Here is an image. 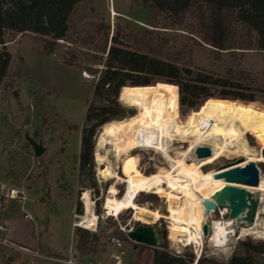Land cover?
Wrapping results in <instances>:
<instances>
[{"label": "rangeland", "instance_id": "obj_1", "mask_svg": "<svg viewBox=\"0 0 264 264\" xmlns=\"http://www.w3.org/2000/svg\"><path fill=\"white\" fill-rule=\"evenodd\" d=\"M149 3V0H86V9L78 8L72 15L73 26L69 33L72 41L59 39L51 54L41 51L44 42L35 34L4 30L0 48L5 47L11 54L5 80L11 82V85L0 88V183L12 185L24 193V199L20 203L5 205L11 224L10 238L13 241L31 249L40 247L59 258L70 257L72 253H76L77 256L78 251L74 247L77 237L74 233L75 228L71 227L72 214L75 204L81 206V213H76L82 214L85 203L89 201L95 212L96 222L92 229H84L94 233L99 240L95 242L91 253L83 257H72L76 261H90L93 264L109 263L107 245L105 250L101 251L102 243L105 242L107 235L115 233L124 240V264H152L155 247L135 243L126 236L128 227L142 223L133 218V209H125L116 215H108L104 212L103 196L115 178L103 177L108 158H113L109 152L106 153L105 150L108 148L100 152L102 163L99 169L95 163L94 147L101 126L95 129L92 136L91 165H86L81 171L78 169L80 138L85 125L84 114L89 103H100L99 98L92 97V92L93 83L103 65L88 59L97 51L96 47L98 49L108 47L110 36L117 25L122 28L119 37L122 46L131 48L141 46L143 50L157 51L159 56L175 57L178 63L185 66L233 77H237L241 71L260 73L263 70L264 51L218 49L198 38L196 33L189 34L187 31L176 29L177 26L162 28L160 27L162 25L169 26L170 17L152 14ZM196 19L194 14L189 13L185 21L187 25L193 27ZM149 20L156 21L159 27L148 25ZM106 25L109 29L105 40L102 29ZM145 28L165 30V35L157 41L153 37L145 38L142 35ZM96 29L100 31L98 35L95 33ZM93 35H96L95 38ZM191 36L194 38L191 39ZM69 51L78 56V60L74 62L80 67L63 61V54ZM163 83L165 82L156 81L152 85ZM140 90L153 91L151 87L138 88L134 91L123 90L121 96ZM159 93L162 94L160 91ZM236 95H241L245 98L243 100L254 101L236 100L239 103L257 105L264 111V94L241 92ZM121 100L122 97L118 101L123 108L133 113L136 111V106L129 103L128 99L124 103ZM226 100L219 102L230 104L229 100ZM216 101L218 100L212 97L205 100L207 103H216ZM168 108L170 113L180 120L192 110L170 103ZM247 110L254 114L250 109ZM25 135L40 142L44 148L38 157L34 156ZM246 140L254 151L264 156L262 122L257 133L246 134ZM184 145L185 143L175 141L170 145V150H177ZM132 154L138 158V168L143 173L147 174L155 171L158 166H165L163 158L154 150L138 147L132 151ZM236 158L232 155H223L212 164L203 166L202 169L217 168L220 164ZM255 163L258 174L264 177V171L261 169L264 161H255ZM126 167V160H123L117 164L115 170L120 176H126ZM123 189V182L115 183L114 192L117 195H120ZM145 201L150 208H157L161 214L158 219L147 222L158 234V243L163 245L160 249L170 255L192 254L194 257L192 245L183 247L171 241L168 219L165 217V205L163 207L164 198L155 193L138 192L135 202L143 205ZM24 213L31 215V218H24ZM213 216L219 217L217 210L214 211ZM245 239L263 240L252 235H244L235 240L233 249L229 248L228 252L224 253L203 238L199 246L200 258L224 264L231 257L238 242ZM29 258L20 251L0 247V264H5L1 259L11 261L12 264H25ZM33 261L35 264H65L41 259H33ZM253 264H264V254H256Z\"/></svg>", "mask_w": 264, "mask_h": 264}, {"label": "trees", "instance_id": "obj_2", "mask_svg": "<svg viewBox=\"0 0 264 264\" xmlns=\"http://www.w3.org/2000/svg\"><path fill=\"white\" fill-rule=\"evenodd\" d=\"M149 2L152 14L170 17L169 26L162 25L160 26L162 28L177 26L176 29L187 31L189 34L196 33L198 38L218 49L264 51V0H149ZM78 8L86 9V0H0V42L4 30L20 34L29 32L43 40L41 51L51 54L59 39L72 41L69 36L73 26L71 19ZM189 13L197 18L193 27L187 25L185 21ZM148 22L150 26L159 27L156 21ZM108 29V25L103 26L105 40ZM96 30L95 33L98 35L100 31ZM121 30L120 25H117L110 36L108 47L99 49L96 47L97 51L88 59L93 63H102L103 68L93 83L92 92V97L99 98L100 103H89L84 114L85 125L81 132L78 155L80 171L86 165H91L92 136L95 129L110 119H120L133 113L119 103L123 90L134 91L138 88L151 87L153 91L125 93L122 96V103L131 96L143 94L163 98L171 105L179 104L192 110L206 104L205 100L210 97L217 99L216 102L227 99L230 104L253 111L264 125V111L257 105L239 103L238 101H254L243 100L245 98L241 95L235 96L241 92L264 94V67L260 73L241 71L237 77L192 68L178 63L175 57L163 58L157 51L143 50L141 46L132 48L122 46L119 42ZM164 32L165 30L145 28L142 35L145 38L153 37L157 41L165 35ZM96 35H93L94 38ZM192 38L194 37L191 36ZM172 52L174 54V51ZM10 59V52L5 47L0 48V88L11 85V82L5 81ZM62 59L68 64L80 67L74 62L78 60L74 52L64 53ZM156 81L165 83L152 85ZM261 169L264 171V164H261ZM75 212L81 213L80 204H75ZM74 233L77 237L74 245L78 251L77 256L83 257L91 253L99 238L81 227H75ZM105 246L106 243H102L101 251L105 250ZM160 248H163V245L158 244L154 248L152 264H190L192 261V254L175 256ZM256 254H264V239L240 240L224 264H253ZM196 264L218 263L211 259L199 258Z\"/></svg>", "mask_w": 264, "mask_h": 264}, {"label": "bare ground", "instance_id": "obj_3", "mask_svg": "<svg viewBox=\"0 0 264 264\" xmlns=\"http://www.w3.org/2000/svg\"><path fill=\"white\" fill-rule=\"evenodd\" d=\"M84 75L88 76L86 73ZM128 102L136 106V111L126 117L104 122L95 141V163L98 169L102 163V150L108 148L106 153L109 152L113 157H107L103 171L105 179L115 178L103 196L104 212L116 215L131 208L135 220L151 222L161 215L159 210L150 208L148 204L138 205L135 197L140 191L155 193L164 198L171 241L184 247L193 242L200 245L205 238L211 246L227 253L229 247L224 243L230 235L231 221L224 216L215 218L214 209L206 214L202 203L203 199H210L226 182L214 177L217 168L203 170L202 167L212 164L223 155L243 157L244 160L238 165L249 160L264 161V156L254 151L246 140L247 133L254 134L260 130L259 118L238 105L216 102L201 104L180 120L170 113L169 103L163 98L139 94L129 97ZM175 141L185 145L171 151L170 145ZM198 145H208L210 155L196 158L193 149ZM138 147L154 150L163 158L165 166H158L147 174L140 171L138 158L132 154ZM123 160H126V176H120L115 170ZM118 181L124 184L120 195L114 192ZM240 186L251 192L258 191L260 204L254 224L241 227L236 238L252 235L264 239V218L261 217L264 216V207L261 205L264 201V177L259 174L256 186ZM205 215L210 220L211 231L204 237L201 226ZM78 217L76 223L81 227L91 229L95 225L96 215L89 201Z\"/></svg>", "mask_w": 264, "mask_h": 264}, {"label": "water", "instance_id": "obj_4", "mask_svg": "<svg viewBox=\"0 0 264 264\" xmlns=\"http://www.w3.org/2000/svg\"><path fill=\"white\" fill-rule=\"evenodd\" d=\"M25 137L32 148L34 156L38 157L44 151L41 143L27 135ZM193 153L196 158H201L210 155L211 150L208 145H198L194 147ZM243 160V157H237L233 161L220 164L214 177L222 178L226 183L216 190L210 199L202 200L206 214L216 207H225L227 209L226 218L231 221V231L224 245L230 249L234 248V242L237 239L236 236L240 228L250 227L254 224L258 205L260 204L258 191L251 192L240 186H256L259 180L258 167L255 161L249 160L242 165H238ZM145 204H148V202L145 201ZM261 205L264 207V201ZM201 230L204 237L208 236L211 231L210 220L207 215L204 217ZM126 236L135 243L151 247H157L159 244L157 232L148 223H138L133 229L126 232Z\"/></svg>", "mask_w": 264, "mask_h": 264}, {"label": "built area", "instance_id": "obj_5", "mask_svg": "<svg viewBox=\"0 0 264 264\" xmlns=\"http://www.w3.org/2000/svg\"><path fill=\"white\" fill-rule=\"evenodd\" d=\"M24 199V193L22 190L12 186V185H6L4 183H0V247H5L8 249H13V250H17L20 251L24 254H26L27 256H29V260L26 261L25 264H35V262L33 261V259H41L44 261H53V262H61V263H65V264H93L92 262H80V261H76L72 256L73 253L71 254L70 257L67 258H59L56 257L50 253H48L45 249L42 248H35V249H31L29 247H26L22 244H19L15 241H13L10 238V219L6 214L5 211V205L6 203H20L22 200ZM217 210L218 211V215L219 217H226L227 214V210L224 207H216L214 209V211ZM213 211V213H214ZM73 220L71 222V226L72 228L75 227H81L79 225H77L76 223V219L78 216H80V214H77L75 212V210L73 211ZM24 218H31V215L24 213L23 215ZM84 228V227H81ZM92 229V228H91ZM133 229V227H128L126 229V232L128 230ZM105 243L107 245V255H108V260L109 263L106 264H124V240L121 236H119L118 234L112 233L106 236L105 238ZM202 244V243H201ZM201 244H197V243H191L190 245H192L193 247V254L194 257L192 259V261L190 262V264H196L197 260L200 258L201 256V249L199 250V246H201ZM189 246V245H187ZM75 256V254H74ZM96 264H102L100 262H96Z\"/></svg>", "mask_w": 264, "mask_h": 264}, {"label": "crops", "instance_id": "obj_6", "mask_svg": "<svg viewBox=\"0 0 264 264\" xmlns=\"http://www.w3.org/2000/svg\"><path fill=\"white\" fill-rule=\"evenodd\" d=\"M12 204V203H11ZM72 227V226H71ZM10 231H11V227H10ZM9 234H10V232H9ZM47 249H50V248H47ZM76 254V253H75ZM73 256H74V254H73ZM76 256V255H75ZM77 257V256H76ZM9 258H11V256L9 257ZM1 260H4V263L5 264H12V262L11 261H6L5 259H1ZM80 262H82V261H80ZM40 264H42V263H40Z\"/></svg>", "mask_w": 264, "mask_h": 264}]
</instances>
